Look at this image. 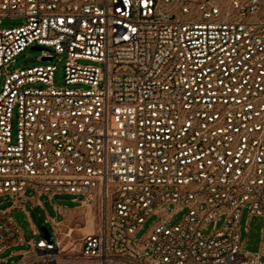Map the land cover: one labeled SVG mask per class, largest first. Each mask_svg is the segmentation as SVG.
Here are the masks:
<instances>
[{
    "label": "built area",
    "instance_id": "1",
    "mask_svg": "<svg viewBox=\"0 0 264 264\" xmlns=\"http://www.w3.org/2000/svg\"><path fill=\"white\" fill-rule=\"evenodd\" d=\"M5 19L21 23L0 27V256L264 264L240 235L243 209L264 217V0H0ZM29 47L64 60L63 86L56 64L11 69ZM58 195L94 214L79 248L64 220L27 240L13 217Z\"/></svg>",
    "mask_w": 264,
    "mask_h": 264
},
{
    "label": "rangeland",
    "instance_id": "2",
    "mask_svg": "<svg viewBox=\"0 0 264 264\" xmlns=\"http://www.w3.org/2000/svg\"><path fill=\"white\" fill-rule=\"evenodd\" d=\"M21 23V20L17 19H5L0 25L2 28H10L17 26ZM41 51L37 49L27 48L23 53H21L17 58L15 64L11 66V69L22 67H33L38 65L46 64H56L57 71L54 77V83L56 86H63L65 80V63L64 60H59V56L50 62L40 60ZM83 64H93L101 66L98 63H92L89 61H80ZM4 83V77H0V89ZM83 197H80L82 199ZM41 201L44 205L33 207L31 202H26L20 207H16L13 210V217L17 224L21 227L27 240L39 239L44 237V232L41 235H35L33 233V225L42 231V227H46L51 233H53V226L51 223L47 222L48 218H56L58 220H63L64 216L56 211L54 205L59 209L71 210L68 215L65 216L63 224L66 227H75L76 231L73 234V244L76 248H79V239L84 235V227L88 223L87 220L91 219V215L85 214L84 209L80 208L79 202H73V196L71 195H58L54 197L51 201L47 197H42ZM13 205V201L9 200L8 197L0 198V209H5ZM170 212H173V206L169 208ZM87 215V216H86ZM183 212L177 213L169 221V226L176 225L182 219ZM95 220V219H94ZM159 220L158 216H150L146 222L143 224L142 228L137 232L136 237L142 239L146 237L151 228ZM95 223V222H94ZM222 221L218 223V227H221ZM240 235L241 240L244 242V250H250L252 252H257L264 243V217L261 216H250L247 208L243 209L242 216L240 220ZM84 226V227H83ZM95 226V225H94ZM249 226V232L246 231V227ZM83 227V228H82ZM213 225L209 226L208 233L212 230ZM29 248L28 244L12 247L6 250L0 256V264H13L22 258V255L13 256V252L22 251ZM7 259L5 262L4 260ZM70 264H93L86 261H76Z\"/></svg>",
    "mask_w": 264,
    "mask_h": 264
},
{
    "label": "bare ground",
    "instance_id": "3",
    "mask_svg": "<svg viewBox=\"0 0 264 264\" xmlns=\"http://www.w3.org/2000/svg\"><path fill=\"white\" fill-rule=\"evenodd\" d=\"M84 212H85V214H90L91 215V219H89V220H87L88 221V223L86 224V226L84 227V229H85V231H86V229H90L89 231H91V230H93V228H94V225H95V221H94V214H93V212L91 211V209H85L84 210ZM87 216V215H86ZM82 227V228H83ZM88 231V230H87ZM86 231V232H87Z\"/></svg>",
    "mask_w": 264,
    "mask_h": 264
},
{
    "label": "crops",
    "instance_id": "4",
    "mask_svg": "<svg viewBox=\"0 0 264 264\" xmlns=\"http://www.w3.org/2000/svg\"><path fill=\"white\" fill-rule=\"evenodd\" d=\"M69 211H71V210H67V209H64V208H62L61 209V213L63 214V216H64V218H63V220L65 219V216L66 215H68V212ZM88 230V231H87ZM90 229H86V231H84V234H87V233H89V232H92V231H94V228H93V230H91V231H89ZM23 251V250H22ZM22 251H16V252H13V256H15V255H22ZM5 261V260H4Z\"/></svg>",
    "mask_w": 264,
    "mask_h": 264
},
{
    "label": "water",
    "instance_id": "5",
    "mask_svg": "<svg viewBox=\"0 0 264 264\" xmlns=\"http://www.w3.org/2000/svg\"><path fill=\"white\" fill-rule=\"evenodd\" d=\"M35 49H39V48H35ZM42 231L44 232V235L47 239L50 238V232L46 227H42Z\"/></svg>",
    "mask_w": 264,
    "mask_h": 264
}]
</instances>
